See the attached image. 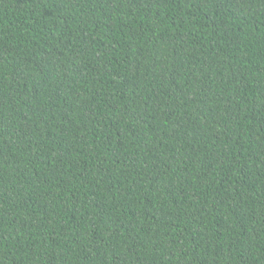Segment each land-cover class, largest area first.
I'll use <instances>...</instances> for the list:
<instances>
[{"label":"trees","instance_id":"trees-1","mask_svg":"<svg viewBox=\"0 0 264 264\" xmlns=\"http://www.w3.org/2000/svg\"><path fill=\"white\" fill-rule=\"evenodd\" d=\"M0 264H264V0H0Z\"/></svg>","mask_w":264,"mask_h":264}]
</instances>
